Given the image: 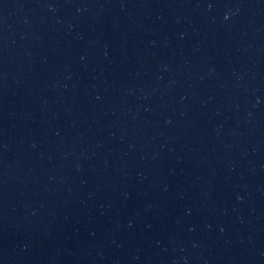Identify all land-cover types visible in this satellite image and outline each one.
Segmentation results:
<instances>
[{"label":"water","instance_id":"95a60500","mask_svg":"<svg viewBox=\"0 0 264 264\" xmlns=\"http://www.w3.org/2000/svg\"><path fill=\"white\" fill-rule=\"evenodd\" d=\"M0 264H264V0H0Z\"/></svg>","mask_w":264,"mask_h":264}]
</instances>
